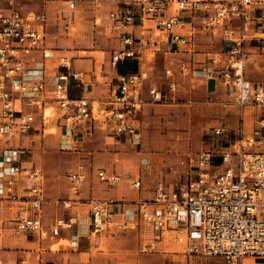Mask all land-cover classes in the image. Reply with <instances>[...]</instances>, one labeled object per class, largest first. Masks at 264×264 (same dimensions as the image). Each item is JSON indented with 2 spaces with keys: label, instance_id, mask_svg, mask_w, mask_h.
I'll list each match as a JSON object with an SVG mask.
<instances>
[{
  "label": "built area",
  "instance_id": "2783aa9c",
  "mask_svg": "<svg viewBox=\"0 0 264 264\" xmlns=\"http://www.w3.org/2000/svg\"><path fill=\"white\" fill-rule=\"evenodd\" d=\"M20 1L23 0H0V203L25 204L29 213L15 220V230L33 234L41 241L59 236L64 228H73L78 218L57 217L50 226L43 222L45 173L41 166L27 160L28 148L21 144L22 138L36 127V114L30 109L43 113L46 124L50 117L46 109L56 107L57 120L68 135L81 124L93 128L98 123L111 134L125 136L137 145L141 142L138 115L147 102L141 88L148 73L141 69L119 74L115 90L107 99L71 96V79L88 91L82 73L72 70L70 57L63 55L59 59L62 70L47 74L46 60L52 48L46 44V14L23 10ZM65 1L71 13L81 4L114 5L105 25L109 36L118 42L114 63L144 49L148 41L145 30L153 35L159 30L167 36L168 43L180 45L191 43L182 32L189 24L185 18L198 15L205 29L220 28L228 46L227 61L219 71L214 69L209 74L204 69V73L219 76L233 90L242 108V123L226 144L216 147L215 142L229 136L226 128H213L212 146L191 158L185 184L169 189L160 182L154 197L139 202L138 208L126 213L121 221L113 218L111 200L92 199L88 224L91 232L122 231L144 222L152 232L144 252L157 250L171 234V239L183 244L188 254L223 257L226 264H241L245 257L264 259V82L256 83L247 77L245 48L248 41L264 46V0ZM146 21H152L154 27L147 26ZM70 25L68 20L66 27ZM218 58L214 54L213 63ZM165 73L170 76L171 69ZM169 87L172 92L177 90L175 83ZM149 94L154 102H162L165 97L155 85L149 88ZM247 106L261 112L251 132H246L244 125ZM23 175L29 180L26 187ZM86 177L84 164L69 174L74 194H80ZM98 178L109 184L119 180L118 175L104 170H99ZM132 185L139 189L141 182L134 180Z\"/></svg>",
  "mask_w": 264,
  "mask_h": 264
},
{
  "label": "rangeland",
  "instance_id": "374dc122",
  "mask_svg": "<svg viewBox=\"0 0 264 264\" xmlns=\"http://www.w3.org/2000/svg\"><path fill=\"white\" fill-rule=\"evenodd\" d=\"M24 4L27 8L46 14V44L49 47L63 48L65 54L73 59L87 61V67L80 69L87 74L88 79V91L83 90L96 98L109 97V94H105L103 86L108 79L112 80V84L116 83V76L120 74L117 63L119 60L116 63L113 61L118 42L110 37L105 29L108 13L114 5L109 2L99 5L84 4L78 11L71 13L66 9L63 0H25ZM67 20H71L69 28L66 27ZM195 20L192 44L198 55L193 53L189 56L190 52L183 50L186 55L166 56L163 49H169L167 36L159 30L155 31L157 36L153 35L152 31L145 30V40L148 41L144 49H140L139 53L130 58V61H137V70L142 68L150 75L144 84L145 93L151 83H156L165 96L161 103L150 102L140 116V128L143 133L141 145L136 148L129 147L124 140L116 143L110 139L114 141V148L111 150L116 152L121 149H136L138 152L142 150L143 153H151L153 157L145 164L144 171L139 168L136 174V180H140L144 190L153 191L158 182L172 188L185 184L191 170L190 160L197 152L209 147L213 140V128L224 125L230 131L228 137H219L215 141L220 146L222 143L226 144L227 138L234 137V130L242 123V108L237 104L229 86L219 81L217 92L205 91L208 79V75L204 73L205 67L209 74L214 69L219 71L226 63L224 54L228 46L223 41L220 28L205 29L198 15ZM146 25L154 27L152 21H146ZM138 32L140 33L141 29L138 28ZM250 51L246 74L254 82H264V51ZM216 53L219 54L218 62L213 63L212 56ZM58 63L50 55L46 69H56ZM166 68L172 69L173 74L169 77L165 73ZM55 72L49 70L47 74L53 75ZM214 79L217 82V79ZM173 81L178 87L174 92L169 87V83ZM72 93L80 95L82 88L74 87ZM30 110L36 114V127L30 135L21 140V144L28 148L26 158L31 160L33 157L37 160L47 174L49 168L55 171L60 167L69 174L78 161L69 163L66 167L49 166V159L55 164L80 156V147L76 146L74 149L62 144L60 124L56 121L59 114L57 108L50 106L46 109L50 115L46 124L43 123V113H39L37 109ZM245 111V125L250 130L256 108L247 106ZM142 190L143 188L140 192ZM11 217L13 215H6L5 222L10 228V233L16 234L15 223L11 221ZM84 234L86 236L81 237L80 241V252H84L80 254V264H226L224 258L219 256H190L184 245L171 239V234L165 237L164 243L157 250L144 252V244L150 242L152 237L150 226L144 222L122 231L95 234L92 238L87 236L88 232ZM62 245L69 246L70 241L61 240L51 248L58 251ZM243 260L247 264H257L253 258ZM37 262L45 264L40 257Z\"/></svg>",
  "mask_w": 264,
  "mask_h": 264
},
{
  "label": "crops",
  "instance_id": "0c3cea01",
  "mask_svg": "<svg viewBox=\"0 0 264 264\" xmlns=\"http://www.w3.org/2000/svg\"><path fill=\"white\" fill-rule=\"evenodd\" d=\"M63 1L66 4V1L65 0ZM24 2L25 0L20 1L23 10H33L30 8H27ZM82 5L83 4L79 5L76 11H78ZM33 11H36V10H33ZM60 17H62L61 14H60ZM196 17H194L193 19L185 18V20L189 19V20H186V22L189 24L182 30L183 34L187 35L188 39L191 40V43L180 44V45L169 43V49H163L166 56L186 55L187 53H183L184 52L183 50L189 51L190 52L189 56L190 54L193 55V53L195 54V56L198 55L196 53V49H193L195 46L192 44L193 32H194L193 24L196 22L195 20ZM47 29H48V22H47ZM46 41H47V36H46ZM51 48H52L51 55L57 62L60 61L59 60L60 56L65 55V56L70 57L69 55L65 54V51L62 50L63 48H53V47ZM245 48L248 53L250 50L256 51V50L262 49L264 51V46L258 45L254 41L246 42ZM226 52L224 54L225 61H227ZM249 57L250 55L248 54V59L246 60V69L248 66L247 61L249 60ZM70 59L72 62V68H71L72 70L80 71V69H84L88 65L87 61L85 60H84L85 62H82V60L73 59V57H70ZM47 60H46V64H47ZM141 69L142 68H140V70ZM166 69H171V68H166ZM49 70L51 72L56 71L53 74L55 75L59 70H62V68L59 67V63H58V67L56 69L55 68L46 69L47 73ZM80 72L83 75V79L86 85H88V81H87L88 79L86 78L87 74L82 71ZM171 72H172V69H171ZM117 76H116V83H117ZM207 77L208 79L206 80L207 84L205 86V91L217 92L218 87H219V81H222V80L221 79L219 80L220 77L217 75L216 76L208 75ZM149 78H150V75L148 74V78L144 81L143 86L141 88V94L143 98L147 100V102L143 110L138 115L139 124L141 123L140 116L143 114L146 106L150 102L161 103V102L152 101L151 96L149 94V88L153 85L157 86L163 92V90L161 89L159 85H157L156 83H151L148 87L147 93H145L144 91V84ZM214 78L217 79V82ZM106 82L107 83L103 86V90L105 91L106 95L109 94V97H111V95L113 94L115 90L116 83L112 84V80H109V79ZM170 83L176 84V82L174 81ZM256 83H259V82H256ZM74 87L82 88V93L80 95L73 94L72 90ZM70 95L74 97H79L83 95L90 96V94H88L87 92L83 90V85L75 81L74 79H71L70 81ZM90 97H93V96H90ZM93 98H96V97H93ZM107 98H103V99H107ZM260 114L261 112L256 109V112L253 115L252 129L248 130L249 127H246L245 125V122H246V111H245L244 125H245L246 132H251L253 128L257 126V120ZM46 115H49L47 111H46ZM56 121L58 122L57 119ZM238 126L236 127V129L238 128ZM224 127L228 131V127L226 126ZM60 129H61V136H62V144L70 146V147H74V149L76 148V146H78V148L80 147V152H79L80 156L76 158H72V159L71 158L67 160L65 159V160H62L61 162H56L55 164H54V161L49 159V166L51 168H53V166L60 167L61 165L63 167H66L69 165V163L74 164L76 161H78V163L69 172L70 174L72 171H74L77 168L79 164L86 165L87 177L81 186L80 194L76 195L72 192L69 174H66V172L64 171V168L60 167V168H57L55 171L53 169L50 170L49 168L47 170L48 171V174H47L42 164H40L33 157L31 161H34L36 164L41 166L45 173L46 201L44 202V205H43V214H42L43 222L45 226H50L57 217L77 216L78 222L71 229H65V228L62 229L59 236L48 237L40 241L33 234H27V233L18 234L17 232L16 234L12 232L10 233L9 231L10 228L9 226H7L8 224L5 222V220H7L5 219L6 215H13V217H11V221L15 223V220L20 215L29 213L28 208H26L25 204L9 203V202L0 203V229H1V232H0V260L2 264H37L38 257H40L45 264H80V254L84 253L83 251L80 252L81 237L86 236L84 234L85 232H88L87 236L89 238H92L93 235H95L91 232V230L88 227V224L90 223V219H91L90 201L92 199L111 200L112 201L111 209L113 211V218L115 221H121L123 216L126 213L128 214L132 213L135 209L138 208L139 202L152 199L155 195L156 187L160 182L156 183L153 191H149L146 189L144 190V186L142 184L139 189L135 188L132 185V182L136 180L137 178L136 174H137L138 169L142 168V170L144 171V169L146 168L145 164L151 161L153 157L151 156V153L149 152L143 153L142 150L138 152V150L136 149L128 150V151L121 149L118 152H116L115 150H111V148H114L113 147L114 141H110V139L115 140L116 143H119L122 140H124V143L128 144L129 147L134 146L136 148L137 146L141 145L142 137H143V133L141 129H140L141 142L140 144H137V145L131 143L130 140H128L125 136L111 134L109 130H107L105 127L101 126L98 123L95 124L93 128L89 127L88 125L81 124L80 126L75 128L72 134H69V135L66 134L65 129H62L61 127ZM50 133H53V132H50ZM228 133L230 134V131H228ZM227 140L228 138L226 139V142ZM107 144L109 145L108 147H107ZM210 146H212V143L209 144V147ZM217 146L218 144H216V147ZM147 147H149V145ZM149 149L150 148H148V150ZM99 170H104L108 174H116L119 176V180L115 184H109L107 182L101 181L98 178ZM21 180H22V183L26 187V185H28L27 183L29 182L27 177L23 175L21 176ZM142 188L143 190L140 192V189ZM167 188L172 189V187L170 186H167ZM108 232H113V231H108ZM76 236L77 238L75 240ZM61 240L70 241V245L69 246L62 245V247L58 251H53V249L51 248L52 245H54L55 243H59ZM164 241L165 239L159 243L158 247L162 245ZM189 255L192 256L195 254H189ZM245 258L246 259L253 258L257 264H264V259H258L254 257H245ZM242 264H247V262L244 263V260H242Z\"/></svg>",
  "mask_w": 264,
  "mask_h": 264
},
{
  "label": "trees",
  "instance_id": "16d2710c",
  "mask_svg": "<svg viewBox=\"0 0 264 264\" xmlns=\"http://www.w3.org/2000/svg\"><path fill=\"white\" fill-rule=\"evenodd\" d=\"M118 69L120 74L128 72H137V61H130V58L120 59L118 62Z\"/></svg>",
  "mask_w": 264,
  "mask_h": 264
}]
</instances>
